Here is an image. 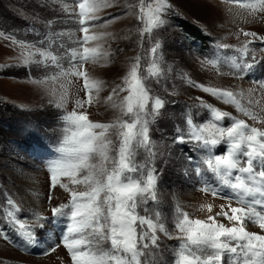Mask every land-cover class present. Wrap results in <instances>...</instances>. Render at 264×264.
Masks as SVG:
<instances>
[{"label": "snow or ice", "instance_id": "1", "mask_svg": "<svg viewBox=\"0 0 264 264\" xmlns=\"http://www.w3.org/2000/svg\"><path fill=\"white\" fill-rule=\"evenodd\" d=\"M56 2L51 0L49 6ZM112 6L110 0H81L78 10L62 5L59 10L69 15L83 35L74 37L68 31L46 34L43 40H47L49 45L57 42L64 49L59 55L31 42L16 40L13 36V43L19 44L24 51L21 63L10 67L24 66L29 71L32 67L41 71L56 70L55 74L45 75L34 83L63 77L71 84L70 77H82L87 99L76 98V108L64 112L63 138L56 149L58 155L45 162L50 173L47 203L51 216L37 211L31 214V220L20 218L18 213L21 209L8 199L11 210L5 212L0 224L12 227L21 237V242H16L17 246L26 252L39 249L37 255L49 256L63 246L71 264H168L163 256L166 251L171 252V264H264V234L248 230L251 225L264 231V128L197 98V115H201L199 109H205L209 118L195 123L193 116L188 114L187 133L178 134L174 143H195L205 152L200 166L195 168L200 185L198 190L227 203L221 204L215 215L211 214L212 204L201 205L200 210L209 213L205 219L193 218L176 205L170 230L161 213L157 210L153 214L148 207L149 201L157 202L158 185L154 166L157 152L150 130L167 103L166 99L153 93L149 83L150 76L160 75L157 67L159 42L150 49L153 60L148 75L142 71L141 56L136 55L123 77V84L113 88L106 98L105 102L110 103L120 115L106 123L89 118L85 106L100 102L102 81L92 79L83 65L89 61L97 62L106 53L100 50L99 45H85L90 40L99 41L110 36L109 33L90 35L89 30L101 20L100 10ZM133 7L129 6V12ZM244 7L248 10L245 22L264 20V0H253ZM174 14L170 0H153L147 5L140 0L136 18L142 25L138 29L141 45L145 34L151 36ZM117 18L111 17L112 20ZM110 22L106 20L104 24ZM51 23L47 22L48 25ZM240 33L252 39L235 49L239 59L237 56L224 59L217 54L216 58L206 60L218 74L243 79L259 65L256 50L249 45L256 41L264 43V36L243 29ZM3 35L0 31V36ZM62 37H68L70 47L61 42ZM215 47L229 46L217 44ZM224 65L228 68L226 72L221 71ZM186 82L218 101L234 105L237 112L252 122L259 121L264 125V108L256 111L252 107L257 103L253 97L258 88L264 90V81L254 82L258 88L254 86L239 92L191 79ZM120 93L126 95L120 97ZM246 94L247 106L241 102ZM113 96L119 97L118 102L113 100ZM50 103L64 109L67 95H60L58 100ZM224 121L230 123L225 125ZM218 148L219 152L215 151ZM188 159L192 160V157ZM209 174L213 179H208ZM62 177H67L68 182H62ZM57 186L67 193L68 203L51 206L52 192ZM233 202L238 206H233ZM0 237L12 242L5 228H0ZM162 237L178 243L174 248L167 245L162 248Z\"/></svg>", "mask_w": 264, "mask_h": 264}, {"label": "rangeland", "instance_id": "2", "mask_svg": "<svg viewBox=\"0 0 264 264\" xmlns=\"http://www.w3.org/2000/svg\"><path fill=\"white\" fill-rule=\"evenodd\" d=\"M79 2L81 0H57L50 7L51 0H0V31L4 33L0 36V220H3L6 211L11 210L7 204L8 199H12L21 209L18 213L20 218L28 217L31 220V214L37 211L45 216H51L50 205L47 203L50 173L45 162L58 155L56 149L63 138L64 112H71L76 108V98L87 99L82 77H70L71 84L63 77L44 83H34V80L45 75L55 74L56 70L49 68L47 71H41L32 67L29 71L24 66L10 67L21 63V53L24 51L19 44L13 43V36L16 40L31 42L36 47L47 48L53 54L59 55L64 52L59 43L53 42L49 45L43 37L48 33L61 31L71 32L74 37L82 36L83 34L78 31V25L69 19L68 14L59 10L62 5L78 10ZM110 2L113 6L102 8L98 13L101 20L96 27L89 30L90 35L109 33L110 36L99 41L90 40L85 45L86 47L99 45L100 50L106 53L97 62L89 61L83 65L92 79L102 81L100 102L91 107L85 106L89 118L106 123L120 115L110 103L105 102L106 98L112 93L113 88L123 84V77L136 55L141 56L142 71L148 75V68L153 60L150 49L159 42L161 48L157 67L160 69V75L150 76L149 83L153 93L166 99L167 103L150 130L157 152L154 166L158 173V185L157 202L149 201L148 207L153 214L157 210L161 213L170 230L176 205L189 212L193 218L205 219L209 213L201 211L200 207L212 204L211 214L215 215L220 211L219 206L227 202L198 190L200 185L195 168L200 166L205 152L195 143H174L178 134L187 133L188 114L193 116L195 123L209 118L205 109H199L201 115H197L196 105L199 103L197 98H203L222 110L254 123V126L264 128V125L259 121L252 122L237 112L234 105L218 101L210 94L189 85L186 80L191 79L211 87L226 88L235 92L254 86L258 88L254 82L264 81V51H261L264 49V43L256 41L249 45L256 50L260 63L243 79L218 74L206 60L216 58L217 54L224 59L232 56L239 59L235 49L242 46L246 40L252 39L244 37L240 30L254 31L264 36V20L245 22L244 17H247L248 10L244 5L253 0H170L175 14L167 20L164 27L154 30L151 36L145 34L141 45L138 29L142 25L136 18L140 0ZM144 2L147 5L153 0ZM129 6H135L131 12ZM112 16L118 18L112 20ZM106 20L111 22L104 24ZM48 21L52 23L48 25ZM189 27L190 29H187ZM238 33L240 34L237 35ZM60 39L71 46L68 37ZM217 44L229 47L216 48ZM36 58L39 59V56ZM64 64L67 66L66 61ZM221 71H228L227 65L222 66ZM65 94L67 103L64 109H58L54 103H50ZM123 95L126 93H120V97ZM253 98L257 101L252 106L254 110L264 108V90L258 88ZM118 99L119 97L113 96L114 101L118 102ZM241 102L247 106V94ZM229 123L224 121L225 125ZM219 150L218 148L215 151ZM188 157H192V160ZM208 179H213L210 174ZM61 180L68 182L67 177H62ZM52 195L54 199L51 206L68 203L67 193L59 186ZM233 206L238 205L233 202ZM223 222L231 226L228 221ZM0 228L7 230L12 241L0 237V245H7L18 253L8 256L0 253V264H71V258L63 246L57 249L58 254L55 252L49 256L37 255L39 249L26 252L17 246L16 242H21V237L11 226L0 224ZM248 230L264 234L258 226L249 225ZM162 241V248L165 245L174 248L178 243L163 237ZM163 256L164 260L171 264V252L166 251ZM49 258L53 261L48 262Z\"/></svg>", "mask_w": 264, "mask_h": 264}, {"label": "bare ground", "instance_id": "3", "mask_svg": "<svg viewBox=\"0 0 264 264\" xmlns=\"http://www.w3.org/2000/svg\"><path fill=\"white\" fill-rule=\"evenodd\" d=\"M260 24V23H259ZM0 253H3L5 254V256H8V255H11V254H18L16 251H14L12 248L8 247L7 245H3L2 244L0 245ZM57 253V252H56ZM58 254V253H57ZM48 262H52L53 259H48L47 260ZM41 262V261H40Z\"/></svg>", "mask_w": 264, "mask_h": 264}, {"label": "trees", "instance_id": "4", "mask_svg": "<svg viewBox=\"0 0 264 264\" xmlns=\"http://www.w3.org/2000/svg\"><path fill=\"white\" fill-rule=\"evenodd\" d=\"M185 26H187L186 24H185ZM187 29H190V27L189 28H187ZM193 31V30H192ZM200 38V37H199Z\"/></svg>", "mask_w": 264, "mask_h": 264}]
</instances>
